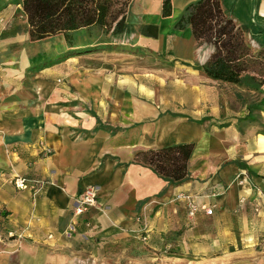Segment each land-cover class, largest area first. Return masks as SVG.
Wrapping results in <instances>:
<instances>
[{"label": "crops", "instance_id": "1", "mask_svg": "<svg viewBox=\"0 0 264 264\" xmlns=\"http://www.w3.org/2000/svg\"><path fill=\"white\" fill-rule=\"evenodd\" d=\"M22 1L0 0V264H72L82 259L78 246H134L140 234L150 249L177 247L182 264H264V104L231 106V85L198 69L209 52L202 57L190 26L176 28L197 0H172L167 18L163 0L129 6L140 46L169 55L190 75L174 80L180 94L156 96L143 83L90 73L81 57L36 70L27 27L17 23L18 13L26 20ZM222 3L264 45V0ZM145 26L157 27V37L143 36ZM259 91L264 103V86ZM179 144L195 145L180 182L136 160ZM18 177L28 189L16 188ZM92 185L100 189L97 207L75 215ZM179 195L213 214L190 217Z\"/></svg>", "mask_w": 264, "mask_h": 264}, {"label": "trees", "instance_id": "2", "mask_svg": "<svg viewBox=\"0 0 264 264\" xmlns=\"http://www.w3.org/2000/svg\"><path fill=\"white\" fill-rule=\"evenodd\" d=\"M133 0H23L22 14L26 17L28 36L32 43H40L63 36L72 49L71 56L78 55L74 36L90 29H100L105 35L121 37L130 35L135 27L128 21V9ZM172 0H163L162 16H172ZM233 17L223 7L222 0H197L189 4L179 21L177 29L190 26L195 42L212 47L198 69L208 78L241 85L250 77L251 51L245 41L246 27L237 26ZM253 26L252 31L256 30ZM143 36L156 38L157 27L145 26ZM103 43H108L103 42ZM66 58V59H69ZM260 88L264 82L259 83ZM258 86V84H257ZM258 89V88H257ZM257 89L255 91H257ZM258 89V91H259ZM264 104V103H263ZM263 104L261 106H263ZM194 144H179L158 150L139 152L136 160L143 163L164 179L180 182L188 175L189 161Z\"/></svg>", "mask_w": 264, "mask_h": 264}, {"label": "rangeland", "instance_id": "3", "mask_svg": "<svg viewBox=\"0 0 264 264\" xmlns=\"http://www.w3.org/2000/svg\"><path fill=\"white\" fill-rule=\"evenodd\" d=\"M232 17L231 13L228 12ZM18 25L22 28L26 26V20L23 19L20 13L17 15ZM238 26V25H237ZM21 30V29H20ZM246 43L250 47L251 62L249 63L250 77H255L257 81L245 80L241 85L230 84V105L239 106L245 101L248 108H259L263 102L260 100L258 91L262 81L264 82V45H255L248 34L244 36ZM74 45L79 52L78 55L71 56L73 51L68 48V44L63 36H57L52 39L40 42L31 43V48L35 49L32 53V59L36 70H45L55 65L65 62L67 59L81 57L85 65L89 66L90 73L100 72L105 77L112 79L127 80L133 85H144V91L156 96L161 94H171L175 92L181 93V87H174V80L178 79V85L182 83L181 80H189L190 75L185 74L186 68L180 67L167 54H162L143 48L140 46L136 30L130 35L121 37H112L105 35V33L96 28L90 30H83L74 36ZM108 43H103V42ZM204 48L202 57L204 58L209 49L212 48L206 44L202 45ZM191 69V68H190ZM161 83V84H160ZM223 85L220 81L217 82ZM218 84L215 83L216 86ZM258 84V86H257ZM239 88V90H238ZM258 88V89H257ZM257 91L255 92V90ZM247 91L246 96H242L243 92ZM255 92V94H254ZM253 95H256L254 97ZM138 240H135L134 246L126 245L121 242H107V243H92V245H82L75 248L82 252V259L79 258L72 264H182L181 251L175 248H170L167 252H162L155 249H150L143 245L144 236L139 235ZM73 249V248H72Z\"/></svg>", "mask_w": 264, "mask_h": 264}, {"label": "built area", "instance_id": "4", "mask_svg": "<svg viewBox=\"0 0 264 264\" xmlns=\"http://www.w3.org/2000/svg\"><path fill=\"white\" fill-rule=\"evenodd\" d=\"M14 185L16 188L24 190L29 188V182L26 178L18 177L14 179ZM99 187L96 185L86 187L83 192L80 194L79 198L75 202V215H80L87 212L89 209L97 207L99 199ZM178 198L185 199L187 201V210L190 217H194L200 212H204L207 215L213 214V207L200 206L194 202L190 196L179 195ZM77 231V226L75 223H72L66 231L67 236L73 235ZM16 235L13 232L8 233V237H15ZM0 239H4L0 235Z\"/></svg>", "mask_w": 264, "mask_h": 264}]
</instances>
